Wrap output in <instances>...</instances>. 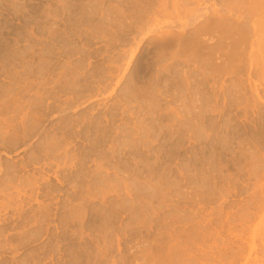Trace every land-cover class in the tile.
<instances>
[{
    "label": "rangeland",
    "instance_id": "1",
    "mask_svg": "<svg viewBox=\"0 0 264 264\" xmlns=\"http://www.w3.org/2000/svg\"><path fill=\"white\" fill-rule=\"evenodd\" d=\"M263 1L0 0V264H264Z\"/></svg>",
    "mask_w": 264,
    "mask_h": 264
},
{
    "label": "bare ground",
    "instance_id": "2",
    "mask_svg": "<svg viewBox=\"0 0 264 264\" xmlns=\"http://www.w3.org/2000/svg\"><path fill=\"white\" fill-rule=\"evenodd\" d=\"M204 1V0H203ZM225 1V0H224ZM230 1V5H232L234 8L239 7L238 5H240L241 7H239V10L241 12V10H243L244 12H246V14L248 16H254L257 12V10L259 9V6L256 2V0H229ZM263 0H261L262 2ZM199 2V1H198ZM264 2V1H263ZM231 7V6H230ZM261 8H263V6L261 5ZM228 13L230 12L227 11ZM261 12V10H260ZM258 12V13H260ZM242 15V13H240ZM264 15V14H263ZM220 18V17H219ZM218 18V19H219ZM248 18V17H247ZM222 19V18H221ZM239 21V19H238ZM255 22V21H254ZM215 27L217 29H223L226 28L228 31H232V32H236V28L238 27V24H240V22H236L232 25H227L225 24L224 21H219V22H215ZM230 24V23H229ZM243 24V23H242ZM223 27V28H222ZM255 24L253 22H251V28L254 31L255 30ZM245 38L243 36L240 37V42H244ZM260 39H257L256 42L259 43Z\"/></svg>",
    "mask_w": 264,
    "mask_h": 264
}]
</instances>
